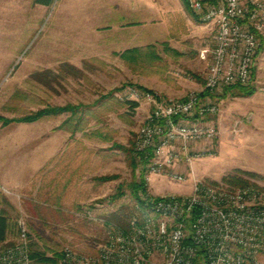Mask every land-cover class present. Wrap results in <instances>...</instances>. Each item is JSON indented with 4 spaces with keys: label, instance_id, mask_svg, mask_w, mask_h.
<instances>
[{
    "label": "rangeland",
    "instance_id": "obj_1",
    "mask_svg": "<svg viewBox=\"0 0 264 264\" xmlns=\"http://www.w3.org/2000/svg\"><path fill=\"white\" fill-rule=\"evenodd\" d=\"M152 1L157 11L146 13V19L161 26L169 21L183 26L174 7L175 3L183 4L189 15L183 0ZM188 1L194 14V18L189 17L198 24H207ZM133 3L134 0H52L45 5L37 0H0V117L13 119L7 124L0 120V143L5 142V147L11 148H31L32 159H38V149L59 125L62 127L65 115L32 122L17 120L47 107L68 104L89 107L82 109L83 129L79 132L85 130L87 135L86 139L82 136L79 146L97 152V172L92 182L95 197L86 205L91 208L89 214L97 219L109 220L122 207H134L130 190L115 201L111 197L124 183L140 182L144 170V163L134 151V142L148 106L144 102H137L135 107L127 104L131 101L126 99L127 89L141 86L140 81L145 79L167 88L177 87L180 85L177 80H192L196 75L204 90L211 61L210 52L203 59L195 46L212 49L213 34L205 35L196 44L192 41L180 44L185 54H175L168 41L156 44L152 57L147 51L136 60L128 51L139 47L104 49L105 40L130 35V27L139 23V13L127 14L124 10ZM236 86L239 85L217 92L220 113L206 117L205 121L218 127L219 136L206 145L186 181L154 176L147 187L149 193L186 196L197 182L236 188L223 180L228 175L243 176L250 181L249 186L264 189V49L257 58L251 81L240 85L244 88ZM193 91L200 89L189 93ZM248 91L253 93L247 95ZM244 172L256 173L258 177ZM35 180L39 182L38 177ZM0 193L3 205L9 209L5 211L10 214L5 245L18 240L17 226L21 220L29 238L59 251L71 246L78 252L92 254L105 238L99 220L60 212L54 206L46 207L30 199H20L18 203L16 191L11 194L0 187ZM32 194L34 199L45 200L39 188ZM51 198L56 201V196ZM260 262L264 264V253Z\"/></svg>",
    "mask_w": 264,
    "mask_h": 264
},
{
    "label": "built area",
    "instance_id": "obj_2",
    "mask_svg": "<svg viewBox=\"0 0 264 264\" xmlns=\"http://www.w3.org/2000/svg\"><path fill=\"white\" fill-rule=\"evenodd\" d=\"M194 11L215 29L205 89L185 99L130 87L126 99L145 103L134 151L144 163V179L185 182L206 145L219 136L205 121L220 113L215 98L223 87L248 84L264 49V0H190ZM127 228L104 218V240L92 254L64 247L58 264H261L264 253V189L230 188L197 182L189 195L140 192ZM18 240L0 247V264H33L29 235L19 221Z\"/></svg>",
    "mask_w": 264,
    "mask_h": 264
},
{
    "label": "crops",
    "instance_id": "obj_3",
    "mask_svg": "<svg viewBox=\"0 0 264 264\" xmlns=\"http://www.w3.org/2000/svg\"><path fill=\"white\" fill-rule=\"evenodd\" d=\"M155 6L157 7L152 0H134L130 8L126 7L124 10L128 12L127 14H132L130 12L139 13V23L130 27L129 30H132L129 33L130 35L123 34L116 37L115 40H105L103 48H113L114 50L116 49L115 51L133 47L143 49L149 46L154 47L161 41H168L172 45L171 48L175 54H179V52L185 54L180 44L191 41L196 44L199 39H202L205 35L208 36L207 34L210 36L213 34L214 37V27L193 21L186 13L183 4H174V7L179 12L178 17L182 20L183 26L177 27L176 23L172 24L171 21L163 26L154 24L153 20L145 18V14L147 13L148 15L157 11ZM164 11L167 12L166 10ZM120 18H122V15ZM195 48L200 50L199 53L207 49L205 46L198 45ZM152 49H150L149 53L151 57L153 56ZM200 60L202 59L200 58ZM196 77V75L193 76V81L187 80V78H183L185 81L182 79L177 80L180 85L172 88L156 84L153 80L145 79L140 82L141 87L151 91H157L156 89H158L163 95L166 94L165 96L168 98L185 99L189 91L193 89L203 90L202 83H200L201 79ZM63 114L65 118L61 123L62 127L59 125L55 133L50 138H46V142L37 151L38 159H32L31 148H11L5 147V142L0 143V187L8 190L11 194L16 191L19 198L18 203L22 199V201L30 199L41 205H46V207L54 206L60 212L63 211L78 217H86L91 210L86 205H89L95 197V192L94 190L92 191L94 187L92 182L95 180L97 172V152L94 149H90V147L81 148L79 146L81 144L80 141L83 139L82 136L86 139L87 131L79 132L71 124L63 127V123L71 117V113ZM100 168V171H102V167ZM37 177L38 183L35 180ZM38 188L39 191H43L45 200L33 198L32 191ZM90 189L91 191H89ZM53 196H56V201H51ZM7 201L11 202L10 198ZM3 204V199L0 195V214L9 218L10 214L5 211L9 209ZM13 205L15 206L14 203ZM81 207H84V211H82ZM6 241L7 239L0 241V246L3 243L5 245Z\"/></svg>",
    "mask_w": 264,
    "mask_h": 264
},
{
    "label": "trees",
    "instance_id": "obj_4",
    "mask_svg": "<svg viewBox=\"0 0 264 264\" xmlns=\"http://www.w3.org/2000/svg\"><path fill=\"white\" fill-rule=\"evenodd\" d=\"M38 3H42L45 5L51 4L52 0H37ZM188 0H183L184 6L187 9V12L191 17L194 18V14L189 8ZM153 48V46H149L147 48L139 49V48H134L131 51H128L129 55L136 60V57H139L141 53L145 52H150V49ZM263 51L261 49L260 53ZM146 54V53H145ZM238 88H244L245 86H236ZM138 88L145 89L141 86ZM148 90V89H146ZM253 91H248L246 92L247 95H251ZM127 104H131V107L137 106L136 102L133 101H128ZM87 109L88 107L86 106H80V105H73V104H68L66 106H55V107H47L45 109L39 110L37 112H31L28 116L21 118L17 121H27V122H32V121H37L43 117L51 116V115H57V114H62V113H71V117L67 119L63 123V127H67L69 124L74 123L75 125V130H82L83 125H82V120H83V112L82 109ZM0 120H5V124L13 121V119H6L3 117H0ZM133 162V167L136 170V164L135 160ZM243 174L248 175L250 177H258L256 173L252 172H244ZM141 180L140 182L134 181L131 183H124L118 188V191L115 195L111 197L112 201H115L116 199L120 198L123 196L126 192V190H130L134 200H135V205L134 207H122L120 210L115 211L112 213V216L109 218V221L115 222L119 225H121L124 228H127L129 226V223L134 215L139 214V211L137 210L136 206L141 205L144 206V202L140 199V192H145L147 190V185L144 179V174H141ZM225 182L237 186V187H245L249 186L251 183L248 179H246L243 176L240 175H228L225 176L223 179ZM9 228H10V221L9 218L5 217L4 215L0 214V241H4L7 239L8 233H9ZM29 249H30V256L33 260V264H58L61 256H62V251L56 250V249H51L50 247L45 246L42 244L38 239L34 240L30 238L29 241ZM64 249V248H63Z\"/></svg>",
    "mask_w": 264,
    "mask_h": 264
}]
</instances>
